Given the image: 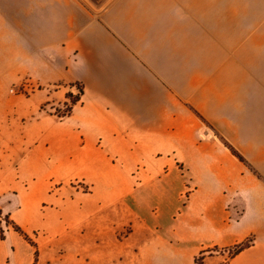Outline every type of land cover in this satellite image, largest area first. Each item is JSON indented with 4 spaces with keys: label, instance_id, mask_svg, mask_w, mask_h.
<instances>
[{
    "label": "crops",
    "instance_id": "crops-1",
    "mask_svg": "<svg viewBox=\"0 0 264 264\" xmlns=\"http://www.w3.org/2000/svg\"><path fill=\"white\" fill-rule=\"evenodd\" d=\"M9 193L0 264H264V0H0Z\"/></svg>",
    "mask_w": 264,
    "mask_h": 264
},
{
    "label": "trees",
    "instance_id": "trees-1",
    "mask_svg": "<svg viewBox=\"0 0 264 264\" xmlns=\"http://www.w3.org/2000/svg\"><path fill=\"white\" fill-rule=\"evenodd\" d=\"M69 97L71 100V105H67L66 110L62 112V115L64 113H69L72 105H74L78 100H79V94L73 95L72 93H69ZM16 201L15 195L13 193H9L7 195H4L0 197V238L5 239V229L4 226H9L10 225V220L9 216L10 213L15 209L16 204L14 202ZM251 239L244 240L243 242H240L228 249L224 250H229L230 252V257L236 255L239 253L244 247L248 246L251 243ZM215 249H207L203 250L200 252L198 256L195 257V264H204L203 259L206 254H209Z\"/></svg>",
    "mask_w": 264,
    "mask_h": 264
},
{
    "label": "rangeland",
    "instance_id": "rangeland-1",
    "mask_svg": "<svg viewBox=\"0 0 264 264\" xmlns=\"http://www.w3.org/2000/svg\"><path fill=\"white\" fill-rule=\"evenodd\" d=\"M63 244L61 241H58L52 245V250L48 251L50 254L45 256L43 264H77L75 255H74V242L73 240L66 244L68 252L65 255L60 254L59 249ZM224 252L225 259H228L230 256L229 250H220L216 249L215 252Z\"/></svg>",
    "mask_w": 264,
    "mask_h": 264
},
{
    "label": "water",
    "instance_id": "water-1",
    "mask_svg": "<svg viewBox=\"0 0 264 264\" xmlns=\"http://www.w3.org/2000/svg\"><path fill=\"white\" fill-rule=\"evenodd\" d=\"M88 1L93 7L98 8L102 6L107 0H86Z\"/></svg>",
    "mask_w": 264,
    "mask_h": 264
}]
</instances>
